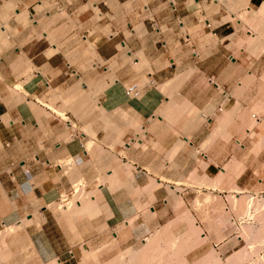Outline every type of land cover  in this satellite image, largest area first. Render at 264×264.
<instances>
[{"label": "rangeland", "instance_id": "374dc122", "mask_svg": "<svg viewBox=\"0 0 264 264\" xmlns=\"http://www.w3.org/2000/svg\"><path fill=\"white\" fill-rule=\"evenodd\" d=\"M95 1L94 6L96 7V3L99 0ZM151 1L152 0H132L125 4H119L116 0H108L106 3L118 13L119 8L122 11H128L135 7L137 9V16L142 19V23L136 24L135 37L138 40L145 42L143 34L146 33V30L149 33L151 32L150 27L152 24L157 26L160 29V32L164 34L170 33V27H168V25L166 26L165 23L157 25L151 20H153L154 15L159 16L165 9L170 10L172 6H175V1L178 3L179 0H153L158 2V7L156 6L155 8L149 7L151 6ZM193 1L198 2L200 5L196 7ZM5 2L8 4L7 2L11 1L0 0V11L2 13L3 10L1 9L5 6ZM181 2H185L184 4L186 7L182 3L178 6L181 5L180 9H182L185 14H193L191 11H194L196 12L195 16L197 17V20H195L194 23L186 25V29H180V33L183 36L185 33H190V35L192 33L190 37L191 41L188 44L193 43L194 46H197V43H200V48L203 50L199 52H201L200 54H202V56L205 54L208 55L211 53L209 52V49H213L220 44L218 55L215 56V58H218V66L214 69L220 74V76L222 75V77L226 79V84H229V77L228 73L227 76H225L226 73L224 74V67L222 66L226 64H232L234 66L232 69V75H234L235 82H233L234 91L231 94V96L236 98V100L232 102L234 107L230 111L228 110L229 108L225 110L223 104L220 108H216V117L214 115L218 122L217 127L224 126L223 132L225 134V139L223 140L224 142L222 146L217 147L215 140L211 137L215 132L212 130L203 132L206 137L200 147L197 148L193 146V144V148H190V145L182 147L180 141L183 140L182 137L184 135L190 137L189 139L191 142L192 135L198 133V131L193 130L195 126L191 130L188 127L189 131L173 129H170L169 131H153L148 129L146 135L142 133L140 134V136H143L141 140L142 142L134 140L129 142V139H135L137 137V133L141 132L138 130V127L144 124L139 119L136 120L135 118L132 119L136 120L138 124H135L132 119L129 121L128 118L132 116L128 111H126V114L123 110H121L120 113L114 114L115 106L113 105L118 101L116 97H119L121 91H125V95L130 96L129 93L134 91L135 84L131 81L133 87L131 88L132 90H128V87H131V85L128 84L130 81L121 82L119 80V74L128 76L131 71L127 70L125 66H122L121 69L119 68L118 71L116 70L115 72L113 67L110 68L111 66L109 65L112 62L114 63V61H112L114 60L113 58L103 62L99 54L94 56V58L96 56L98 57L95 59H90L89 55H87L90 51H93L90 49V47H92L91 45L94 44L93 46H96L95 42L89 41V37L98 34V32L109 37V35L106 34V29L109 27L111 30L109 24L98 28L99 21L103 20L105 17V11L101 13L97 6L99 15L97 12H93L90 0H43L38 3L33 2V0H18L16 7H18L19 10L21 9L20 11L23 10L25 18H16L15 13L10 11L4 13V16L7 14L6 17H9V19L6 17L3 18L2 14L0 15L3 19L6 18L9 20L1 21L2 19H0V23L3 25V28L1 27L0 29H3L4 33L7 30L9 31L10 28L12 29L7 32L8 34L6 33L7 35L5 34L7 37L4 36L3 30H0L3 33L2 39H5V41L8 40L7 42L0 40V51L2 50L0 52V62L2 61L1 59L6 60L17 79V83L12 81L13 84L8 88V104L11 106L15 103H21L19 104L21 106L20 110L24 111L22 105L23 103L26 104L28 101L25 102L21 97H13L14 91H12V89L15 91L23 89L20 91L21 94L26 95L28 92L27 94L32 95L33 91L38 86H41L44 96L39 97L38 99H42L47 104L52 105V108L50 106H48V108L46 105L38 104L35 101L36 104H31L27 107L28 113L23 112V114L26 117L32 116L35 118L36 123L40 126L41 141H45V139L49 138L52 133H56L60 140L63 139L66 142H70L74 139H77V141L81 140L85 144L84 150L88 155V163L86 166L89 167L88 173L82 176L79 173V166H77L74 159L73 162L71 161L72 157L70 156L60 163L54 162L51 165L42 161L40 164L41 168L37 172L44 173L47 170L49 171L51 166L52 173L57 174V176L54 175L52 179L54 182L53 185L50 181L49 184L44 185L45 190L42 188V182L48 178L45 174L34 181L36 191L28 200L30 209L25 211V214L28 216H22L20 218L25 222L26 228L23 227V225L17 228L14 223L12 225L9 224L8 226L5 225L2 231H0V237L7 243L4 244V242H0V264H47L52 262V260H56L55 262H52V264H110L111 261V264H131V262L132 264H239L240 262L241 264H264V145L260 147L259 145H256L259 138L264 135V123L262 125L256 119L252 118L251 123L248 125V128L250 129L249 132L251 133L250 136L246 135L248 132L245 131L243 124L234 125L232 130L225 129L229 127V118H232L234 114L237 115V113L240 114L243 112L241 105L242 100L245 103L250 102L245 98H242L245 90L247 92L251 91V82L247 81L248 70L249 73H257V75L261 77L255 85L259 91L264 92V33L260 42L251 43L252 38L257 35V30L255 29L257 27L256 23H258V25H264V6L262 7L264 0H250L248 6L239 4L238 6L241 5L240 8L233 7L236 8L233 9L234 11L230 9L229 5H226L228 3L227 0H181ZM87 5L90 6L91 9ZM41 6L44 8H41ZM259 6H261V9L263 8L260 10L263 18H259V13L257 17L258 20L254 23L255 19L252 22V18L249 16L250 11L253 7ZM87 10L91 11L93 14L87 12ZM13 11L16 10L14 9ZM94 13L97 18L94 17ZM88 14L92 17L90 20L91 26L86 24L87 22H84L85 17H88ZM235 14H238L239 16H236ZM98 17L100 19H98ZM5 22L6 24L8 23V29L4 25ZM126 24L127 23H125V26H127ZM227 26H230V29L227 30L226 34L228 37L225 40L217 38L221 43H214L213 41L208 40L207 32L212 35L211 33H213V31L222 30ZM85 31H87V34H84ZM111 32L115 34L112 30ZM49 33L52 34L51 36H54L53 34L56 33L59 34H56L58 46L56 43L55 45H52L54 43L51 39L50 42L46 39L48 38ZM126 36L129 37V33H126ZM83 37H86V39ZM169 38H171V35ZM172 44V46L171 44L168 46L170 49L172 47V50L176 46H180L177 42ZM63 45L66 50L63 49ZM126 45L128 44L126 43ZM55 46L57 48H55ZM40 47L42 50H40ZM95 48L97 49V47ZM46 49L47 51H44ZM57 52L64 53L67 57V63H70L71 66L68 67L65 65L55 70H49L47 65H45L46 58ZM142 52L143 51L141 50L134 53L140 54L143 60L147 59L144 63L148 67H146V69L144 67V69L148 72L144 71L149 74L151 72V68H149L150 63L148 58L144 56V52ZM196 52H198V50ZM179 57H182V55ZM254 60H258L259 62L258 64L256 63L255 67H253L252 63ZM109 61L112 62L108 63ZM167 65H169V62H167ZM132 66L133 64L130 62L129 68ZM195 66L196 65L190 61L177 60L176 70H172L171 73L175 76H192L201 74L199 69L197 70V67ZM210 66L213 67V63H211ZM34 68L36 69L35 71ZM62 68L65 69V72L62 71ZM29 69L31 71H29ZM144 71H142V74H145ZM73 72L77 73L76 76L78 79L74 76ZM64 73H66V77L64 76ZM142 78L146 79L148 82L151 80L148 76H145V78L143 76ZM224 78H222V82L221 80H212V82L220 85L216 92L221 94L225 92L222 86ZM60 79H63V81H59ZM241 79H243L242 82L237 84L236 81ZM178 80L179 79L175 77V79L167 82V84L156 83L152 86L148 85V87H145L144 89L138 87L142 91L145 90L143 96L149 92L151 95L155 93V97H158L160 94H165L170 97V103L168 106L165 99L161 101V104H159V98L153 100L154 104L159 100V103H157L159 104V109L155 112L156 115L163 116V109L166 108L164 112L165 116L171 120L170 122H167L170 128L178 124L180 121L179 117L183 114H188L189 116H194L195 119H198V113L194 111V108L191 107L187 100L179 97L172 98V96H176L174 93L179 91L184 85ZM153 82L156 81L154 80ZM126 84L128 87H125L126 89H124V85ZM162 85H164V88H162ZM167 85L169 86L167 87ZM78 86L80 90L77 92V94H79L77 95V98L82 97V99H79L81 101L80 104L78 103V106L74 107L76 95L73 98V95L70 96V94L72 93L71 91L73 88L78 89ZM57 87L59 90L56 95L55 91L57 90ZM102 87H106V90ZM165 87L168 88V91H171L165 93V91H167V88ZM108 88L111 89V91ZM67 94H69V96ZM86 94L91 96L90 100ZM227 95L230 97L229 94ZM84 98L87 100L85 101ZM36 99L37 98H35V100ZM114 99L117 100L115 101ZM82 100H84L85 103ZM128 101H130L129 98L120 100L118 101L117 106L119 104H125ZM171 101L174 102L173 105ZM259 101L260 100L254 101L253 112H255L256 108L254 107ZM92 103L93 106L95 104V106L101 107L102 111L96 109L94 111V109L91 108ZM259 103L264 105L262 101ZM167 108L170 110H167ZM54 110H56V113ZM58 110L61 111V115L57 113ZM262 110H264V108H262ZM116 111L118 112L119 110ZM68 112L72 113V118L70 115H67ZM225 112L230 114L226 115L224 114ZM255 113H253L252 116L264 115V111H256ZM223 114L224 118H227L228 120H223ZM126 115L129 117L125 118ZM165 116L163 117L165 118ZM168 116H171V118ZM56 118L61 121L64 128L58 131H51V128L53 130V127L58 124ZM3 119L7 124L11 122L10 116H6ZM236 119L239 122L242 121L240 115H238V118ZM116 120H122L125 125H118ZM80 122H83V124L79 125ZM71 124L74 128L71 127L72 131L69 130V125ZM130 128L133 129L131 134H129L130 132L128 131ZM93 132H95L96 135L95 140L92 138L93 136H91ZM177 132L181 135H178ZM82 137L84 139H82ZM208 137L211 138L208 139ZM162 142H165V144H171L168 152L159 147V144ZM126 143H130L129 147L132 148L130 153H128V156L134 159L140 166L147 169L144 171L147 176H144L143 173L134 174L132 169L133 174L136 176L135 182L131 185L126 183L124 185H119L115 182L114 176H109L111 175L109 171L115 172L117 170L116 172L119 174L118 176L121 180L125 179V175L119 172L121 171L119 165L122 163L121 161H124L123 156H126L127 148H129H126ZM205 143L206 147H202ZM228 145H231V149L229 155L225 156V154H227ZM116 146H120V148H116ZM213 146H216L218 149L217 155L214 156V158L206 157L210 148ZM112 147H114V149ZM111 149L113 152L110 151ZM41 150V157L45 156L44 154H47V156L50 157V145L49 147L42 146ZM182 150H186L188 156H185V158L177 157L178 152ZM120 152H123L125 155H121ZM118 154L121 156V159H118ZM199 155H201V157ZM223 156L226 158V161L221 163L220 159ZM104 158H106L107 162L104 161ZM103 161L108 165V168L103 169ZM212 163L219 167L214 175L209 174V171H207V168ZM26 165L28 166L29 164H22L25 172L28 174L29 168H27ZM58 165L61 167L60 172L57 170L59 169ZM220 168L225 169V176L222 178L223 180L220 182L221 184L218 183L214 187H203L202 181L204 179H210L209 181L213 180V183L217 182L216 180L219 178L218 174ZM161 172L168 176L164 179L159 178ZM62 184L64 185V189L62 190L52 188L53 186L61 187ZM75 186L78 188H75ZM249 186L253 188V191L247 189ZM170 189H174L176 194H172ZM47 195H51L52 202H47ZM174 195H177L178 197H174ZM82 197L87 201L95 202V206L99 208V212H91V214L80 217L71 216L72 213H75L74 210L77 206V200L80 201ZM248 197L249 200L252 199L251 201L253 202V207L250 209L251 217L243 215L242 211H240L241 207L238 208V202L241 200L240 198L244 200V198L248 199ZM231 200L234 201V203L237 200L235 203L236 207ZM231 204L233 207H231ZM43 208L46 210L49 209L50 212H53L52 214H54L58 221V223H55V221L52 220L49 224L51 232H53L57 239L60 240L58 246L66 248L70 252V254L64 256L62 260H59L56 257H48L50 252L45 254L42 253V246H44V240L42 239H44L43 237H45V235L43 230V233L37 230L35 224L40 222L43 229L42 222L45 221L42 217L44 215ZM35 210H37V214L30 217V214ZM188 211H191L190 213L194 217H192L193 222H191V218L186 221L188 218H186L187 214L185 213ZM151 212H156L157 216H152ZM58 213H65L64 218H59ZM241 213L242 215H240ZM175 222L177 223L175 224ZM170 223L172 225L169 226ZM222 224L224 225L223 227ZM11 227L13 229H10ZM161 228H163V233L161 234V239L157 243V250L153 253L145 247L151 242L150 239L153 238L154 234L161 230ZM7 229L9 231H7ZM257 233H259V235ZM199 236L202 238L201 240ZM31 237L33 238L31 239ZM147 240L150 242L147 243ZM175 240V247L173 249L172 246L171 249L172 241ZM164 248L166 250H164ZM139 251L140 253L138 254L140 256L138 254V257L133 255L136 259L132 260L130 254ZM251 251H253V253ZM39 253L42 254L41 258H38ZM121 253H124L125 257L122 256L123 259H120L117 263V257ZM33 256H35V259ZM150 256L154 258L152 259ZM210 256H212L216 262ZM143 258L146 260H143ZM113 260H115V262ZM43 261L46 262L43 263ZM234 261L236 262L234 263Z\"/></svg>", "mask_w": 264, "mask_h": 264}, {"label": "crops", "instance_id": "0c3cea01", "mask_svg": "<svg viewBox=\"0 0 264 264\" xmlns=\"http://www.w3.org/2000/svg\"><path fill=\"white\" fill-rule=\"evenodd\" d=\"M40 1L42 2L43 0H33V2H37V3ZM107 1L108 0H99L96 3L101 13L105 11L104 14L105 17L103 18V20L99 21L98 28L109 24L111 30L117 34L120 41L119 40L117 41L116 39L114 40V38L113 39L109 37L107 38L106 35H102L99 32L98 34L90 36L89 41L95 42L100 58L106 62L109 59L116 56L117 54L121 53L118 47L119 43L120 45L127 43L128 48L131 52H138L142 50L145 56L149 58L148 61L150 63V68H151V72L147 74L149 79L151 77L153 80L156 81V83L164 84L166 82L172 81L173 79H175V77H177L179 79L178 81L182 82L184 85L179 89V91L175 92L176 96H172V98L179 97L181 99L187 100V102L191 105V107L194 108V111L198 113L197 116L198 119H195L194 116L183 114L179 117L180 121L178 122V124L170 128L167 124V122H169L167 120L169 119L167 118V116H165V112H164L166 109H163L162 107L163 109L162 114L163 116H165V118L162 115L155 114V112L159 109L158 106L159 104H161V101L163 99H165L166 103L169 104V100H170L169 96L165 94H160L158 97H155L154 96L155 93L151 95V93L149 92L146 93L145 96H143L142 93L144 91L141 90L142 98H140L141 94L138 88L136 89V91L134 90L131 93H129L130 96H128V98L130 99V101H128L125 104H121V105L119 104L117 107L115 106L114 114L120 113L121 110H123V112L125 113L126 111H128L132 116L129 118V121H131L132 118L133 119L135 118L136 120L139 119L144 124L142 126L140 125V128L142 130L144 129L145 131H148V129L153 131L155 130L169 131L170 129L189 131V128L191 130L195 126L193 130L198 131V133L192 135L191 142H189L190 137L186 135L182 137L183 140H185L184 142L186 144L188 142L187 145H190V148H193V146L198 148L202 145L206 137V135L203 134V132L212 131L216 129L223 130L224 126L217 127L218 122L215 119L216 117L215 112H217L216 108H220L223 104L225 110L229 108L228 110L230 111L234 107V105H232V102L236 100V98L234 96H231V94L234 91L233 82H235L234 75H232V69L234 66L232 64L231 65L226 64L222 66L224 67V74L226 73L225 76H227L228 73V77H229L228 78L229 84H226L227 82L226 79L222 77V75L220 76V74H218L214 69L215 67L217 68L218 66L217 64L218 58H215V56L218 55L220 44H218V46H216L213 49H209V52L211 53L202 56V54H200L201 52H199L203 50L200 48V43H197L199 47L198 45L194 46L193 43L188 44L191 41L190 37L192 33L191 35L190 33L187 34L185 33L184 36L181 35L180 29H183V27L184 29H186L187 24L194 23V21L197 20V17L195 16L196 12L191 11L193 14L191 13L185 14L184 11L180 9L181 5L178 6L180 3H182L185 6L184 4L185 2H181V0H179L177 3L175 1L174 7L172 6L170 10L165 9L160 13L159 16L154 15L155 17L153 16V20H151L153 23H156L157 25L159 24L162 25L163 23H165L166 26L168 25V27H170L169 28L170 33L164 34L160 32V29L157 26H154V24H152V26L150 27L151 32L149 33L146 30V36L143 38L145 42H142L135 37L136 24L142 23L141 21L142 19L137 16V12H136L137 9L134 7L133 9H129L128 11H122L119 8V13H118L106 3ZM116 1L119 4H125L132 0H116ZM150 5L151 6L149 7L155 8L158 5V2L152 0L150 2ZM87 12H91V11H87ZM87 16L88 17H85L84 22H87L86 24H89L91 26L90 20L92 17L90 16V14H88ZM125 23H127L126 24L127 26H125ZM229 29L230 26H227L222 30L219 31L216 30L215 32L213 31V33H215V36L218 39L222 38L223 40H225L228 37V35L226 34H227V30ZM86 32L87 31H85L84 34H87ZM126 33H129L130 36L127 37ZM170 35L171 38H169ZM208 40L212 41L211 39ZM171 41L172 43H176V42L179 43L180 46L179 47L176 46L175 48H173V50L172 47L171 49L168 48L170 44L171 46L173 45ZM40 50H42L41 47ZM197 50L199 53L196 52ZM44 51H47V49ZM181 55L182 57H179ZM1 60L2 61L0 62V231H2L5 225H9V224L15 223L17 228H19L23 224L25 225L23 220H21L20 218L22 216H28L27 214H25V211L30 209L28 200L30 196L33 195L36 191L34 181L38 177H42L44 174L48 177L47 180H44L42 182L43 190H45L44 185L49 184V181L53 185L54 182L52 179L54 175L57 176V174L52 173L51 166L49 168V171L47 170L44 173L37 172L41 168L40 164L42 163V161H45L47 164L51 165L54 162L60 163L64 159L70 156L72 157L71 161H73L74 159V161L77 163V166H79L80 175L82 176L86 175L89 169V167L86 166L88 163V159H87L88 155L87 152H85L84 150L85 144L81 140L77 141V139H74L70 142H66L63 139L60 140L56 133H52L49 138L45 139V141L44 140L41 141L42 138L40 136L41 133L40 126L38 125V123H36L35 118L32 116L26 117L23 114V112L20 110V105H19L21 103L19 104L15 103L11 106L8 104L9 103L8 88L10 85L13 84L12 81L17 83V79L15 77L13 70L10 68L8 62L3 59ZM177 60L180 61L185 60L194 63L196 65L195 67H197L196 69L197 70L199 69V72H201V74L192 75V76H184V75L175 76L174 74L171 73V71L174 69L176 70ZM167 62H169V65H167ZM66 63H67V57L62 52H57L56 54L51 55L50 57L46 58L45 61V65H47L49 70L58 69L62 66H65ZM211 63H213V67L210 66ZM252 63H253V67H255L256 63L258 64L259 62L258 60H254ZM73 73L74 76H76L77 73L76 72ZM136 75L137 76L139 75L138 77H140L141 75L142 77V74H136ZM136 75H134L133 77L131 73L128 76L119 74L118 78L121 82H127L131 78L132 80L136 78L137 77ZM78 76L81 77L80 75ZM247 76H248L247 81L251 82V86H250L251 91L247 92L245 90L243 92L242 98H245L250 102L245 103L242 100L241 105L243 112L240 114L237 113V115L234 114L232 118H229L230 119L228 121L229 127L225 129L232 130L234 125L243 124L245 131L249 132L250 129L248 128L249 127L248 125L249 123H251L252 118L256 119L262 125L264 123V115L261 114L260 116L258 115L252 116L254 101L260 100L264 103V92L259 91L255 85L256 82L259 81L261 77L257 75V73L254 74L249 73V70ZM222 78H224L223 81L224 83L222 84V86L225 92L221 94L216 92L218 91L219 87H216L214 82L212 83L211 81L215 79V80H221L222 82ZM139 79L146 81V79L143 78H139ZM139 79L137 81H139ZM243 79L239 80L240 82L236 81V83L237 84L241 83ZM151 80H150V84L152 82ZM59 81H63V79H60ZM135 82L136 81L132 83L135 84ZM140 82L142 83L143 81L140 80L139 83ZM143 83L144 84L147 83L145 85H148L149 82L146 81ZM138 84L136 85L139 87ZM137 86H135V88ZM21 90L14 91L12 89V91H14L13 97L19 95L17 97H21L26 101L28 98V100L35 102V98L44 96V92L42 91L41 86L40 87L38 86L33 91L32 95H29L26 92H25L26 95L21 94L20 93ZM227 94H229L230 97ZM121 95L123 96V98L125 97L123 93ZM121 95H119L118 98H120ZM77 97L76 99L79 100ZM158 98L160 99V103L154 104L153 100H157ZM227 98H228V102H227ZM120 99L118 101H120ZM80 102L81 101L79 100V104ZM116 103H114V105H117ZM116 110H120V111L116 112ZM224 114L229 115L230 113L225 112ZM224 114H223V120L226 121L228 119L224 118ZM67 115H70L71 118L73 117L71 112H68ZM238 115H240L242 119V121L240 122L236 119L238 118ZM5 116H10L11 122L9 124L5 123L6 121L4 122L3 118ZM56 119L58 120V124L53 127V130L51 128V131H56V130L58 131L64 128V125L61 123V121L58 118ZM136 120L134 121L138 124ZM116 123L118 125H125V123L122 120H116ZM80 124H83V122H80L79 125ZM140 128L138 127V130ZM132 130L133 129L131 128L128 130L130 132L129 134H131ZM150 135L153 136L152 134ZM82 139L84 138L82 137ZM213 139L215 140L217 147L223 145V143L222 145H219L221 143H219L215 138ZM129 140H132V138ZM162 143L159 144V147H161L162 150L164 149L166 150V152H168L171 144L169 143L165 144V142L163 144ZM192 144L193 146H191ZM49 145L51 146V150H52V151L50 150V157H48L47 154H44L45 156L41 157L40 156L42 155L40 154L42 152L41 147L42 146L49 147ZM217 147L216 146L211 147L209 153L207 155L205 154L206 157L214 158V156H216L218 152ZM227 147H228L227 154H225V156L229 155L231 145H228ZM116 148H120V146H116ZM131 150L132 148H128L126 152L127 153L126 156L123 157L124 163L125 162L126 164L128 163L129 164V165L127 164L128 167L131 166L130 169L131 171L133 169L134 174L143 173L144 176H147L146 172H144L147 169L145 167L140 166L134 159L128 156V153H130ZM185 156H188L186 150L178 152L177 157L185 158ZM199 156L201 157V155ZM118 159H121L119 155H118ZM224 161H226V158H224L223 156L221 157L220 162L223 163ZM24 163L29 164L28 166L26 165V167L29 168L28 174L25 172V169L22 166V164ZM58 168L59 169L57 170L60 172L61 171L60 165H58ZM218 169L219 167L216 164L212 163L207 168V171H209V174L214 175ZM148 174L151 175L150 173ZM167 176H168L167 174L161 172L159 178L164 179ZM134 177L136 179L135 175ZM52 188L62 190L64 189V185L62 184L61 187L53 186ZM36 212L37 210L33 211L32 214H30V217L36 215L37 214ZM43 213L44 215L42 217L45 219V221L42 222L43 225L42 230L44 232L46 239L49 242L51 249L50 255L48 257L51 258L56 257L59 260H62V258L70 254V252L68 251V249L61 248L58 246V242L60 240L57 239L55 234L51 232V230L49 229V224L52 220L55 221V223H58V221L56 220L54 214H52L53 212H50L49 209L46 210L43 208ZM19 222L22 224L19 225L20 224ZM33 257L35 259V256ZM41 257L42 254L39 253L38 258Z\"/></svg>", "mask_w": 264, "mask_h": 264}, {"label": "bare ground", "instance_id": "6f19581e", "mask_svg": "<svg viewBox=\"0 0 264 264\" xmlns=\"http://www.w3.org/2000/svg\"><path fill=\"white\" fill-rule=\"evenodd\" d=\"M11 2H7L8 4H6V2H5V6H3V9H1V10H3V13L1 12L0 13V15L2 14V16H3V18L4 17H6V15L7 14H5V16H4V13H7V11L9 12H14L15 13V16H16V18H25V16H24V13H23V10L22 11H20L19 9H18V7H16L17 6V1L18 0H10ZM249 1L250 0H227V4L226 5H229V7H230V9H232V11H234L233 9H236V8H233V7H239L240 8V6L241 5H246V6H248L249 5ZM69 2V1H68ZM90 2H91V6H92V10H93V12H97V14L99 15V13H98V8H97V6L95 7L94 5H95V0H90ZM194 2V1H193ZM19 3V2H18ZM109 3H111V2H109ZM171 3H173V2H171ZM264 3V2H263ZM112 4V3H111ZM237 4V5H236ZM239 4H241L240 6H238ZM194 5L196 6V7H198L200 4L198 3V2H194ZM88 6V5H87ZM86 6V7H87ZM264 6V4L262 5V7ZM89 8H90V6H88ZM41 8H44V7H42L41 6ZM88 8V9H89ZM239 8H237V9H239ZM12 9V10H11ZM16 10V11H13V10ZM91 9V8H90ZM263 9V8H262ZM261 9V6H259V7H253V9H251V11H250V17L252 18V22H253V20H254V23H256L255 21H257L258 20V14H259V18L260 17H262L261 16V11L260 10H262ZM43 10V9H42ZM5 11V12H4ZM88 11V10H87ZM25 12V11H24ZM44 12H45V9H44ZM95 13H94V17H96L97 18V16H95ZM233 13V12H232ZM236 15V14H235ZM238 15V14H237ZM236 15V16H237ZM241 15V14H240ZM30 16V15H29ZM48 16V15H47ZM239 16V15H238ZM31 17V16H30ZM94 17H93V19H94ZM1 16H0V19H2L1 21H5V20H7L6 18H8L9 19V17H6L5 19H3ZM15 18V19H16ZM31 18H33V17H31ZM111 18V17H110ZM237 18V17H236ZM249 18V17H248ZM263 18V17H262ZM27 19V18H26ZM98 19H100L99 17H98ZM241 19V18H240ZM16 20H18V19H16ZM95 20V19H94ZM7 21H9V20H7ZM6 21V22H7ZM21 21V20H20ZM19 21V22H20ZM28 21V20H27ZM33 21V20H32ZM251 21V20H250ZM259 21H261V20H259ZM6 22H5V26H6V28L8 29L9 28V26H8V23L6 24ZM21 23V22H20ZM19 23V24H20ZM24 23V22H23ZM22 23V24H23ZM31 23H33V22H31ZM73 23V22H72ZM93 23V22H92ZM249 23V22H248ZM25 24V23H24ZM28 24V23H27ZM257 24V27L255 28L256 30H257V33H256V31H255V33L257 34L256 35V37L254 36V38H252V44L253 43H257V42H260L261 41V39H262V37L264 36L263 35V33H264V25H258V23H256ZM3 25L0 23V28L2 27ZM4 26V27H5ZM72 26V25H71ZM254 26V25H253ZM69 27V26H68ZM3 28V27H2ZM88 28V27H87ZM11 29V28H10ZM9 29V31H11ZM16 29V28H15ZM61 29V28H60ZM71 29V28H70ZM183 29H184V27H183ZM1 31L3 30V29H0ZM67 30V29H66ZM89 30V29H88ZM103 30V29H102ZM182 30V29H181ZM0 31V32H1ZM8 30L4 33V30H3V33H4V36H5V34L7 33V32H9ZM62 31V30H61ZM104 31V30H103ZM55 32V31H54ZM2 33V32H1ZM0 33V40H2L3 42H7L8 40H6L5 41V39H2V35H3V33L1 34ZM58 33V32H57ZM56 33V34H57ZM94 33V32H93ZM205 33V32H204ZM208 34V36H207V38H209V39H211L214 43H221V41H218V39H217V37L215 36V34L214 33H211L212 35H210L209 34V32H207ZM8 34V33H7ZM6 34V35H7ZM53 34L54 36H51L52 34H50L49 33V35H48V38H46V39H48L49 40V42H50V39L52 40V42L54 43V44H52V45H55V43H56V45H57V35H59V34ZM106 34H108L109 35V38H114V40L116 39L117 41L119 40V38H118V36H117V34L115 33V34H113L112 32H111V30H110V28L109 27H107V29H106ZM64 35V34H63ZM105 35V34H104ZM263 35V36H262ZM3 36V37H4ZM61 36V35H60ZM143 36L145 37L146 36V33H144L143 34ZM5 37H7V36H5ZM75 37V36H74ZM211 37V38H210ZM232 37V36H231ZM84 39H86V37H83ZM108 38V37H107ZM189 40V39H188ZM1 41V42H2ZM66 41V40H65ZM77 41V40H76ZM86 41V40H85ZM120 41V40H119ZM10 42V41H9ZM189 42V41H188ZM124 43V42H123ZM2 44V43H1ZM4 44H6V43H4ZM65 44V43H64ZM169 44V43H168ZM234 44V43H233ZM12 45V44H11ZM62 45V44H61ZM91 45V44H90ZM94 44H92L91 46L92 47H90V49H92L93 51H90V53H88L87 55H89V57H90V59L91 58H93V59H95L94 58V56L95 55H97L98 54V51H97V49L95 48V47H97V46H93ZM6 46H8L7 44H6ZM58 46V45H57ZM60 46V45H59ZM123 46V47H122ZM214 46V45H213ZM5 47V46H4ZM9 47V46H8ZM63 47V49H65L64 48V45L62 46ZM65 47H67V46H65ZM118 47H119V49L121 50V53H119V54H117L116 56H114L113 57V59L114 60H112V61H114V63L112 62H108V63H111V64H109L111 67L110 68H112L113 67V69L115 70V72H116V70L118 71V69L120 68H122V66H125V68L127 69V70H130L131 71V74H132V76L134 77V75H136V74H142V71H144L145 69H146V67H148L145 63H144V61H147V59L146 60H143V58H142V56L140 55V54H135L134 52H131L130 50H129V48H128V45H126V43L125 44H123V45H120V43L118 44ZM55 48H57L56 46H55ZM59 48V47H58ZM68 48V47H67ZM69 49V48H68ZM89 49V48H88ZM66 50V49H65ZM258 50V49H257ZM2 51V50H1ZM0 51V52H1ZM65 52V51H64ZM258 52V51H257ZM141 53V52H140ZM143 53V52H142ZM145 56V55H144ZM85 57V56H84ZM87 57V56H86ZM98 58V57H97ZM146 58V57H145ZM144 58V59H145ZM89 59V60H90ZM149 59V58H148ZM68 62V61H67ZM104 62V61H103ZM130 62H132V64H133V66L131 67V68H129V66H130ZM15 63V62H14ZM126 63H127V66H126ZM96 64H98V63H96ZM103 64H106V63H103ZM66 65H68V67L69 66H71V64L70 63H66ZM102 66V65H101ZM108 66V65H107ZM144 67H145V69H144ZM67 68V67H66ZM150 68V67H149ZM26 69V68H25ZM31 69V68H30ZM29 69V71H31ZM68 69V68H67ZM33 70V69H32ZM36 69L34 68V71H35ZM17 71V70H16ZM38 71V70H37ZM62 71H64L65 72V69L64 68H62ZM61 71V72H62ZM146 72H148L147 70H145ZM144 71V73L146 74H144V76H147V74L148 73H146ZM27 73H28V71H27ZM26 74V73H25ZM27 75V74H26ZM110 75V74H109ZM33 76V75H32ZM64 76L66 77L67 75H66V73H64ZM137 76V75H136ZM135 76V77H136ZM139 76V75H138ZM136 77V78H134L133 80L134 81H136V82H138L139 83V81L141 80V81H143V82H146L145 80H142V79H139V78H142L143 77V74H142V77H141V75H140V77ZM21 77V76H20ZM109 77V76H108ZM111 77V76H110ZM145 78V77H144ZM149 78V77H148ZM136 79V80H135ZM139 79V81H137ZM150 79H152L151 77H150ZM132 80V78L129 80L130 82H128V84L129 85H131V81L132 82H134ZM28 81H30V80H28ZM80 81H81V79H80ZM150 81V80H149ZM152 82H151V84H150V82L148 83V85H150V86H152L153 84H156V82H153L154 80H151ZM101 82V81H100ZM99 82V83H100ZM104 82V81H103ZM102 82V83H103ZM135 82V86H137L136 84H138V83H136ZM139 83L138 85H139V87L141 88V89H144L146 86L148 87V85H145V84H147V83ZM212 82V81H211ZM245 82V81H244ZM47 83V82H46ZM115 83V82H114ZM213 83V82H212ZM22 84V83H21ZM82 84V83H81ZM106 84V83H105ZM166 84H167V82H166ZM165 84V85H166ZM214 84H215V86L216 87H219L220 85H218L217 83H215L214 82ZM50 85V84H49ZM78 85V84H77ZM96 85H97V83H96ZM127 85V84H126ZM126 85H124V89H126L127 87H128V85L126 86ZM133 85V84H132ZM131 85V87L129 88L128 87V90H130L133 86ZM149 86V87H150ZM169 85H167V87H168ZM181 86V85H180ZM59 87V86H58ZM56 88L55 90V94L57 95L58 93H57V91L59 90V88ZM86 87H88V86H86ZM91 87H92V85H91ZM107 87V86H106ZM106 87H102V88H105V90H106ZM126 87V88H125ZM167 87H165V88H167ZM246 87V86H245ZM17 88V87H16ZM51 88V87H50ZM123 88V87H122ZM137 88H138V86H137ZM137 88H135L134 90L136 91V89ZM162 88H164V85H162ZM88 89V88H87ZM109 89V88H108ZM113 89V88H112ZM124 89H123V91H124ZM78 90V91H77ZM79 90H80V88H79V86H78V89H75V88H73V90L71 91L72 93L70 94V96H72L73 95V98H74V96L76 95V97H77V95H79V94H77V92H79ZM86 90V89H85ZM90 90V89H89ZM110 91H111V89H109ZM117 90V89H116ZM116 90H114V91H116ZM132 90V89H131ZM138 90H139V92H140V94L142 93L141 92V90L138 88ZM164 90H166V89H164ZM170 90V89H169ZM15 91V90H14ZM83 91V90H82ZM102 91H104V90H102ZM127 91V90H126ZM145 91V90H144ZM171 91V90H170ZM170 91H168V88H167V91H165V93L166 92H170ZM66 92V91H65ZM100 92V91H99ZM118 92H120V91H118ZM164 92V91H163ZM28 93V92H27ZM67 93V92H66ZM69 93H70V91H69ZM85 93V92H84ZM98 93V92H97ZM110 93V92H109ZM113 93V92H112ZM123 93V95L125 96L124 98L125 99H127L128 98V96L126 97V95L124 94L125 93V91L124 92H122L121 91V93H119L120 95ZM144 93V92H143ZM142 93V94H143ZM14 94V93H13ZM63 94V93H62ZM65 94V93H64ZM88 94V93H87ZM86 94V95H87ZM92 94V93H91ZM91 94H89V95H91ZM172 94V93H171ZM175 94V93H174ZM68 96H69V94H67ZM118 95V94H117ZM12 96V95H11ZM62 96V95H61ZM122 96V95H121ZM121 96H120V98H121ZM137 96H139V95H137ZM141 96V95H140ZM15 98L17 97V96H14ZM63 97V96H62ZM66 97V96H65ZM80 97V96H79ZM87 97L89 98V100L91 99V96H88L87 95ZM114 97H116V96H114ZM132 97V96H131ZM134 97V96H133ZM73 98H71V99H73ZM86 98V97H85ZM84 98V99H85ZM118 100L120 99V98H118V97H116ZM122 98H123V96H122ZM121 98V99H122ZM123 98V99H124ZM137 98V97H136ZM140 98H142V97H140ZM59 99V98H58ZM65 99V98H64ZM68 99V98H67ZM78 99H82V98H78ZM117 99H114L115 101L117 100ZM120 99V100H121ZM122 99V100H123ZM133 99V98H132ZM138 99V98H137ZM169 99H170V97H169ZM46 100V99H45ZM74 100V99H73ZM72 100V101H73ZM87 99H85V101H86ZM172 100V99H171ZM25 102H26V100H24ZM27 101L28 102H26V104H24L23 103V105H22V108L24 109V111H22V112H25V113H28V109H27V107H29V105H31V104H36L34 101H31V100H28V98H27ZM38 104H42V105H46L47 107L48 106H50L51 108H52V105H49V104H47L46 102H44V100H42V99H36L35 100ZM82 101H84V100H82ZM85 101H84V103H85ZM112 101V100H111ZM111 101H109V102H111ZM159 101V100H158ZM157 101V103H159ZM91 102H93V101H91ZM114 102V101H113ZM117 102V101H116ZM126 102V101H125ZM260 102V101H259ZM259 102H257L258 104L254 107V108H256L255 109V112L256 111H264V110H262V108H264L262 105H261V103H259ZM78 103H79V100H77L76 98H75V102H74V107L75 106H78ZM118 103V102H117ZM116 103V104H117ZM156 103V104H157ZM170 103V102H169ZM171 103H172V105H173V103L174 102H172L171 101ZM77 104V105H76ZM111 104H113V103H111ZM168 104V103H167ZM88 105V104H87ZM71 106V105H70ZM85 106H86V104H85ZM113 106H117V105H113ZM168 106V105H167ZM21 107V106H20ZM110 107V106H109ZM170 107V106H169ZM49 108V107H48ZM50 108V109H51ZM65 108V107H64ZM91 108H93L94 109V111H95V109L96 110H99V111H102V108L101 107H98V106H95V104H94V106H93V103H92V107ZM175 108V107H174ZM73 109V108H72ZM164 109H166V108H164ZM169 108H167V110H168ZM53 110V109H52ZM170 110V109H169ZM172 110V109H171ZM30 111V110H29ZM55 111V113H56V110H54ZM74 111V110H73ZM120 111V110H119ZM176 111V110H175ZM254 111V110H253ZM61 111L60 110H58V112L57 113H59L60 115H61V113H60ZM117 112V111H116ZM252 112V111H251ZM255 112H253V113H255ZM77 113V112H76ZM100 113V112H99ZM63 114V113H62ZM126 114V113H125ZM256 114V113H255ZM30 116V115H29ZM62 116H64V115H62ZM119 116V115H118ZM117 116V117H118ZM124 116V115H123ZM175 116H176V114H175ZM6 117V116H5ZM83 117V116H82ZM121 117V116H120ZM127 117V115L125 116V118ZM129 117V116H128ZM127 117V118H128ZM169 118H171V116H168ZM130 118V117H129ZM128 118V119H129ZM172 118H173V116H172ZM6 119H8V118H6ZM5 119V120H6ZM167 119V118H166ZM102 121V120H101ZM167 121H171V120H167ZM166 121V122H167ZM133 122H135L134 120H133ZM174 122V121H173ZM256 122V121H255ZM136 123V122H135ZM258 123V122H257ZM137 124V123H136ZM164 124V123H163ZM110 126H112L111 124H109ZM108 125V126H109ZM113 125H115V124H113ZM107 126V127H108ZM72 124L71 125H69V130H71L72 131ZM139 128H140V126H139ZM74 129V128H73ZM145 129H147V128H145ZM111 130V129H110ZM138 131V130H137ZM139 131H141L140 133H137V137L135 138V139H132V140H129V142H131V141H137V142H142L141 140H142V137L143 136H140V134L142 133V134H147V132L148 131H145L144 129L142 130L141 128L139 129ZM215 132L213 133V138H215L219 143H221V144H219V145H222V143H223V140L225 139V136H224V132H223V130H220V129H216V130H214ZM117 132V131H116ZM122 133V132H121ZM174 134V133H173ZM177 134L178 135H181L179 132H177ZM250 132H248L246 135H248V136H250ZM91 136H93L92 138L95 140V132H93V134H91ZM90 136V137H91ZM60 137V136H59ZM68 138V137H67ZM119 139H120V137H119ZM208 139H210L209 137H208ZM67 140V139H66ZM185 140H181L180 142L182 143V147L183 146H185V145H187L188 144V142H187V144L184 142ZM210 141V140H209ZM190 142V141H189ZM178 144V143H177ZM180 144V143H179ZM124 145V144H123ZM129 145H130V143H126L125 144V146H126V148L127 147H129ZM140 145V144H139ZM143 145V144H142ZM206 145V143L202 146V147H206L205 146ZM256 145H259V147L260 146H263L264 145V135H262L260 138H259V140H258V142H257V144ZM112 146H113V144H112ZM121 146V145H120ZM141 146V145H140ZM145 146V145H144ZM143 146V147H144ZM178 146V145H177ZM192 146V145H191ZM135 147V146H134ZM257 147V146H256ZM113 149H114V147H112ZM130 148V147H129ZM154 148V147H153ZM156 148V147H155ZM255 148V147H254ZM128 149V148H127ZM126 149V150H127ZM205 149V148H204ZM203 149V150H204ZM201 150H202V148H201ZM257 150V149H256ZM261 150V149H260ZM110 151H112L113 152V150L111 149ZM183 151V150H182ZM175 152V151H174ZM121 153V152H120ZM119 153V154H120ZM198 153H200V152H198ZM117 154V153H116ZM118 154V155H119ZM125 155L123 152L121 153V155ZM174 154V153H173ZM169 156V155H168ZM167 156V157H168ZM257 156V155H256ZM121 157V156H120ZM124 157V156H123ZM174 158V157H173ZM105 160L104 161H106V158H104ZM103 161V162H104ZM121 161V160H120ZM73 162V161H72ZM107 162V161H106ZM122 163H120V170L121 171H119V172H121V173H123L125 176H124V180H121V178L118 176L119 174L115 171V172H112V171H109L110 173H111V175H109V176H114V180H115V182H117L119 185H124L125 183L126 184H129V185H131V184H133L134 182H135V177H134V175L132 174V171H131V169H130V167L131 166H129L128 167V163L126 164V162L124 163V161H121ZM204 164V163H203ZM71 165V164H70ZM205 165V164H204ZM108 165H106V163L104 162L103 163V169L104 168H108L107 167ZM74 167H75V165H74ZM76 168V167H75ZM224 172H225V169L224 168H220V172H219V178H218V180H216L217 182L216 183H213L212 181L213 180H211V181H209L210 179H208V180H206V179H204L203 181H202V185H203V187H207V186H215V185H217L218 183H220L223 179V177L225 176L224 175ZM108 176V177H109ZM191 176V175H190ZM195 176V175H194ZM217 178V177H216ZM81 180V179H80ZM79 180V181H80ZM187 180H189V179H187ZM191 181V180H190ZM76 182H78V181H76ZM192 182V181H191ZM194 182H195V180H194ZM215 182V181H214ZM75 184V183H74ZM199 184V183H198ZM221 184V183H220ZM76 185V184H75ZM77 186H78V184H77ZM200 186H201V182H200ZM75 188H78V187H76L75 186ZM202 188V187H201ZM209 188V187H208ZM212 188V187H211ZM174 189H176V188H174ZM174 189H170V192L172 193V194H174L175 193V190ZM213 189V188H212ZM248 190H252L253 188L251 187V186H249L248 188H247ZM216 190V189H215ZM79 191V190H78ZM138 191V190H137ZM237 191H239V190H237ZM253 191V190H252ZM141 192V191H140ZM240 192V191H239ZM137 193V192H136ZM235 193H236V191H235ZM238 193V192H237ZM176 194V193H175ZM138 195V194H137ZM79 196V195H78ZM174 197H178L177 195H174ZM206 197V196H205ZM242 197V196H241ZM234 199V198H233ZM241 199V200H240ZM238 201V205H239V207L238 208H240V211H242V213H243V215H246V216H248V217H251V213H250V209H251V207H253V202L251 201L252 199H250L249 200V197H248V199L247 198H244V200L242 199V198H240ZM245 199H247V200H245ZM46 200H47V202L49 201V202H52V197H51V195H47L46 196ZM232 201V200H231ZM237 201V200H236ZM236 201H235V203H236ZM71 202H72V200H71ZM233 203H234V201H232ZM73 203H74V201H73ZM72 203V204H73ZM139 203V202H138ZM196 203V202H195ZM232 203V204H233ZM234 203V205H235V207H236V204ZM258 203V202H257ZM55 204V203H54ZM77 206L75 207L76 209L74 210V212L75 213H72L71 214V216L73 215V216H78V217H80V216H85V215H88V214H91V212H96V211H98V207H96L95 205H96V203L95 202H92V201H87V200H85V198H81V200L80 201H78L77 200ZM231 204V205H232ZM264 204V203H263ZM180 205V204H179ZM65 206V205H64ZM68 206V205H67ZM195 206V205H194ZM66 207V206H65ZM146 207H147V205H146ZM231 207H233V205L231 206ZM58 208H59V206H58ZM153 208V207H152ZM198 208H199V206H198ZM204 208V207H203ZM208 208V207H207ZM264 208V207H263ZM176 209V208H175ZM242 209V210H241ZM59 210V209H58ZM143 210V209H142ZM221 210V209H220ZM257 210V209H256ZM264 210V209H263ZM68 211V210H67ZM70 211H71V209H70ZM232 211V210H231ZM237 211H239V210H237ZM255 211V210H254ZM253 211V212H254ZM64 212V211H63ZM99 212V211H98ZM191 211H188L187 213H185V214H187L186 216V218H188L186 221H188V220H190V218L192 219V215H191V213H190ZM71 213V212H70ZM161 213V212H160ZM203 213V212H202ZM242 213L240 214V215H242ZM184 214V215H185ZM239 214V213H238ZM262 214V213H261ZM64 215H65V213H58V216H59V218H64ZM155 215L157 216V213L156 212H152V216H154L155 217ZM207 217V216H206ZM243 217V216H242ZM241 217V218H242ZM245 217V216H244ZM73 218V217H72ZM160 218V217H159ZM194 218V217H193ZM263 218V217H262ZM161 219V218H160ZM219 220H221V219H219ZM21 221V220H20ZM24 222V221H23ZM178 222V221H177ZM177 222H175V224L177 223ZM191 222H193V219H192V221ZM263 222V221H262ZM20 223V222H19ZM25 223V222H24ZM187 223V222H186ZM189 223V222H188ZM223 223V222H222ZM22 223H20L19 225H21ZM191 224V223H190ZM194 224V223H193ZM10 225H12V224H10ZM36 226H37V230H39V232H41V233H43L42 232V228H41V224H40V222H37L36 224H35ZM170 225H172L171 223L169 224V226ZM192 225V224H191ZM8 226V225H7ZM35 226V227H36ZM167 226V225H166ZM221 226V225H220ZM224 225L222 224V227H223ZM23 227H25V225L23 224ZM26 228V227H25ZM165 228V227H164ZM10 229H13L12 227L10 228ZM162 229L163 228H161V230H159V231H157L155 234H154V236H153V238H151L150 240H151V242L150 241H148L147 240V243L148 242H150V243H148L147 245H146V249H148V250H151L153 253L154 252H156V246H158L157 245V243L159 242V240L161 239L160 237H161V234L163 233V231H162ZM166 229V228H165ZM164 229V230H165ZM196 229V228H195ZM195 229H194V231H195ZM199 229V228H198ZM214 229V228H213ZM256 229V228H255ZM217 230V229H216ZM219 230V229H218ZM7 231H9L8 229H7ZM13 231H15V230H13ZM198 231V230H197ZM245 231V230H244ZM250 231V230H249ZM253 231V230H252ZM256 231V230H255ZM258 231H260V230H258ZM263 231V230H262ZM38 232V233H39ZM248 232V231H247ZM11 233V232H10ZM13 233V232H12ZM165 233V232H164ZM168 233V232H167ZM188 233V232H187ZM249 233V232H248ZM199 234V233H198ZM198 234H196V235H198ZM202 234V233H201ZM223 234V233H222ZM244 234V233H243ZM256 234V233H255ZM258 235H259V233H257ZM195 235V236H196ZM0 236H1V234H0ZM189 236V235H188ZM243 236V235H242ZM257 236V235H256ZM36 237V236H35ZM173 237V236H172ZM191 237V236H190ZM200 237V236H199ZM199 237H198V239H199ZM244 237V236H243ZM258 237V236H257ZM31 238H33V237H31ZM44 239H42V240H44V246H42L43 247V250H42V253L43 254H45V253H49L50 252V245H49V242H48V240L45 238V237H43ZM180 238H182V237H180ZM253 238V237H252ZM197 239V238H196ZM202 238L200 237V240H201ZM204 239V238H203ZM243 239V238H242ZM251 239V238H250ZM180 240V239H179ZM246 240V239H245ZM34 241V240H33ZM162 241V240H161ZM261 241V240H260ZM0 242H4V244H7L6 242H5V240L3 241L2 240V238L0 237ZM173 243L171 244V249H172V246H173V249H174V247H175V245H174V242H176V240L175 241H172ZM249 242V241H248ZM83 243V242H82ZM162 243V242H161ZM203 243V242H202ZM256 243V242H255ZM254 243V244H255ZM264 243V242H263ZM167 244V243H166ZM197 244V243H196ZM259 244H260V242H259ZM43 245V244H42ZM199 245V244H198ZM248 245V244H247ZM2 246V245H1ZM160 246V245H159ZM191 246V245H190ZM262 246H263V244H262ZM6 247H7V245H6ZM167 247H170V246H167ZM186 247V246H185ZM196 247V246H195ZM246 247V246H245ZM2 248H3V246H2ZM81 248V247H80ZM159 248V247H158ZM6 249V248H5ZM171 249H170V251H171ZM194 249V248H193ZM253 249H255V248H253ZM130 250V249H129ZM142 250V249H141ZM164 250H166L165 248H164ZM247 250V249H246ZM143 251V250H142ZM147 251V250H146ZM150 251V252H151ZM158 251L160 252V250L158 249ZM189 251V250H188ZM190 251H192V250H190ZM214 251V250H213ZM255 251V250H254ZM252 253H253V251H251ZM256 252V251H255ZM96 253V252H95ZM130 253V252H129ZM138 253H140V251L139 252H132V254H130L131 256V258H132V260L133 259H136V258H134L133 257V255L134 256H136V257H138ZM138 254V255H137ZM162 254V253H161ZM169 254V253H168ZM256 254V253H255ZM258 254V253H257ZM128 255V254H127ZM126 255V256H127ZM147 255V254H146ZM157 255V254H156ZM212 255V254H211ZM125 257L124 256V253H121V254H119V258L117 257V260H116V262L118 261L119 262V260L120 259H123V257ZM140 256V255H139ZM142 256V255H141ZM144 256V255H143ZM162 256V255H161ZM160 256V257H161ZM235 256V255H234ZM243 256V255H242ZM254 256V255H253ZM252 256V257H253ZM129 257V256H128ZM151 257V256H150ZM159 257V256H158ZM170 257V256H169ZM177 257H178V255H177ZM182 257V256H181ZM211 258H212V256H210ZM210 257H209V259H210ZM237 257V256H236ZM255 257H257V256H255ZM263 257V256H262ZM93 258V257H92ZM152 258V257H151ZM154 258V257H153ZM152 258V259H153ZM175 258H176V256H175ZM208 258V257H207ZM247 258V257H246ZM264 258V257H263ZM145 258H143V260H144ZM155 259H156V257H155ZM181 259V258H180ZM213 259V258H212ZM231 259H232V257H231ZM230 259V260H231ZM239 259H240V257H239ZM244 259V258H243ZM242 259V260H243ZM115 260H113L114 262H115ZM146 260V259H145ZM214 260V259H213ZM242 260H240V261H242ZM56 260H52V262H55ZM95 261V260H94ZM124 261H125V259H124ZM182 261V260H181ZM204 261V260H203ZM215 262H216V260H214ZM263 261V260H262ZM46 261H43V263H45ZM52 262H49V263H51L52 264ZM117 262V263H118ZM158 262V261H157ZM173 262V261H172ZM205 262V261H204ZM229 262V261H228ZM227 262V263H228ZM232 262V261H231ZM236 261H234V263H235ZM245 262V261H244ZM49 263H47V264H49ZM111 263H112V261H111ZM110 263V264H111ZM135 263H136V261H135ZM140 263H141V261H140ZM151 263V262H150ZM154 263H156V262H154ZM168 263V262H167ZM179 263V262H178ZM185 263V262H184ZM210 263V262H209ZM218 263V262H217ZM253 263H255V262H253ZM54 264V263H53ZM114 264H116V263H114ZM122 264V263H121ZM131 264H132V262H131ZM170 264V263H169ZM175 264V263H174ZM183 264V263H182ZM198 264V263H197ZM206 264V263H205ZM229 264V263H228ZM233 264V263H232ZM239 264H241V262L239 263Z\"/></svg>", "mask_w": 264, "mask_h": 264}, {"label": "built area", "instance_id": "2783aa9c", "mask_svg": "<svg viewBox=\"0 0 264 264\" xmlns=\"http://www.w3.org/2000/svg\"><path fill=\"white\" fill-rule=\"evenodd\" d=\"M175 9V8H174Z\"/></svg>", "mask_w": 264, "mask_h": 264}]
</instances>
